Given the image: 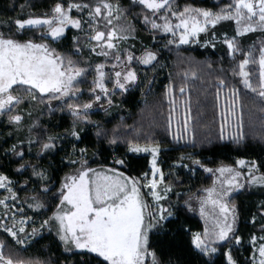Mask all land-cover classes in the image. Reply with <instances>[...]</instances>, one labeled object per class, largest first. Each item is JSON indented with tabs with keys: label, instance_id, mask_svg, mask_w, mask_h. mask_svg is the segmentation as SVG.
<instances>
[{
	"label": "snow or ice",
	"instance_id": "6c2138e0",
	"mask_svg": "<svg viewBox=\"0 0 264 264\" xmlns=\"http://www.w3.org/2000/svg\"><path fill=\"white\" fill-rule=\"evenodd\" d=\"M136 2L146 10L143 17L146 25H150L152 30L170 34L169 44L199 43L200 35L204 33L210 38L205 39L201 46L215 47L217 40L226 46V55L233 65L232 76L236 80L230 91L234 100L231 111L236 117V131L232 139L236 142L242 140L243 103L240 104L239 114L235 107V102L241 100V85L244 90L255 94L253 99L259 100L260 111L264 112V40L258 46L254 43L245 50L240 37L249 32L264 33V0H227L215 8L189 3L181 7L174 0ZM121 15L119 3L114 5L111 0H52L46 12L28 13L26 17L18 15L10 20L7 31H0V115H7L9 123L19 126L24 120L19 106L26 99L36 101L39 98L43 102L46 98L50 111L53 110L52 102L56 101L61 105L60 111L66 108L74 118L70 133L66 131L65 135L70 134L79 140L78 126L89 122V111L94 104L106 101L112 105L117 90L127 92L137 82L139 77L132 66L133 62L150 65L157 60V52L149 46L141 48L139 56L131 50L134 46H122L121 41L128 39L127 34L132 29L126 25H113V20L119 21ZM230 21L235 23L234 34L230 36L225 31L217 36L215 27ZM69 27L78 33L72 36L74 51L71 54L53 46L67 39L65 33ZM82 41H87V45ZM85 46L90 53L103 57L104 61L94 63L74 58L81 54ZM237 53L241 58H237ZM109 60L112 61L111 69L106 70ZM257 63L259 76L254 84L249 66ZM90 75L89 99L81 101L84 91L78 86L87 83ZM218 80V89L228 87L225 78L218 77ZM183 91L181 87L180 92ZM101 134L97 132L98 136ZM103 135L107 138L106 132ZM58 138L57 135H49L44 139H29L27 143L29 147L39 145L40 151L45 152L56 149ZM183 138V135L174 136V139ZM225 138L222 129L219 139ZM108 142L110 145L116 144L117 137L113 135ZM19 143L23 145L25 142L21 140ZM124 144L123 156L113 157L116 166L101 164L95 168L90 164L88 149H77L73 144L71 153L66 155L71 171L65 173L55 191L48 170L25 161L23 148L18 151L17 146L13 145L11 152L19 157L17 172L31 167L32 176L38 178L36 183L40 185L39 189L34 188L39 194L30 197L32 203L29 208L51 210V215L41 221L39 229L32 228V235L48 227L49 231L55 230L66 250L74 248L85 250V254L90 256L95 254L92 259L83 260L80 264H163L150 243V232L174 215L175 205L167 202L168 194L173 191V182L167 179L160 167L158 158L161 144H141L135 138L125 139ZM138 153H150V167L149 171L140 170L138 175H133L135 164L128 157ZM185 159L214 176L212 186L198 189L183 201L190 211H195L194 203H198L200 215L205 219L202 231L187 229L191 233V245L201 256L207 257L202 264H241L233 255V248L241 245L243 238L237 235L238 211L231 196L234 190L244 187L239 179L244 173L232 165L221 164L215 169L209 168L193 154H182L172 167L189 168L188 164L183 163ZM236 165L247 166L245 180L248 183L264 184V173L256 175L264 165L258 166L256 161L246 162L244 159H238ZM189 170L195 171L194 168ZM172 175L170 171L168 176ZM174 179H178V176ZM12 184L10 177L0 172V189L7 192L0 199V205L5 209L9 208V198L19 199L10 186ZM41 196L56 202L54 209ZM208 205H211V225L208 223ZM260 209L264 213V201ZM11 218L15 221V214ZM28 219L31 217L22 216L20 223L24 224ZM255 219L253 216V222ZM3 227L17 244L25 243L20 236L25 233L24 227L18 231L6 224ZM260 233V236H250L252 254L243 264H264V224L260 227ZM225 245L227 250H224ZM4 248L5 243L0 240V264H45L38 259H14L12 254L5 255ZM168 264H172V261L169 260Z\"/></svg>",
	"mask_w": 264,
	"mask_h": 264
},
{
	"label": "trees",
	"instance_id": "16d2710c",
	"mask_svg": "<svg viewBox=\"0 0 264 264\" xmlns=\"http://www.w3.org/2000/svg\"><path fill=\"white\" fill-rule=\"evenodd\" d=\"M111 2L119 3L122 9L120 23L132 29L130 34L134 42L141 48L149 46L157 52V60L148 71V79L145 83L131 87L127 92L117 90L112 98V105L103 101L101 106L92 108L89 111V122L78 126L81 137L79 140L70 134L65 135L66 131L70 133L74 118L66 108L60 111L61 105L56 101L52 102L53 110L50 111L46 98L43 102H40L39 98L36 101L26 99L25 103L19 106L21 114L24 115L23 123L19 126L9 123L7 115H0V172L14 181L15 191L18 192L24 211L36 220L39 229L41 221L51 215V210L29 208V204L32 203L30 197L39 194L34 188L39 189L40 185L36 183L38 178L32 176L31 167L17 172L19 157L11 152L13 145L17 146L18 151L23 148L25 161L39 164L48 170L55 191L59 188V182L65 173L71 171L66 155L71 153L73 144L77 149H88L90 164L95 168L101 164L116 166L113 164V157L123 156L125 139L135 138L141 144L159 142L160 167L167 179L173 182V191L168 194L167 202L175 207L172 217L162 222L161 227L152 229L150 243L163 264H168L169 260L172 264H202L207 257L201 256L191 245V233L187 229L191 228L193 232L202 231L205 219L196 210H188L183 201L198 189L209 187L212 174L204 171L199 165H192L189 159H185L183 163L195 171L178 166L173 168V162L178 161L182 154L185 156L193 154L194 158H198L209 168L219 167L221 164L235 166L238 159L256 161L258 166L264 165V112L260 111L259 100L253 99L255 94L244 90L241 85V100L237 101L236 110L239 114L240 104L243 103L241 131L244 138L239 142L234 141L225 121L231 114L223 103L224 94H230L236 83L231 72L232 61L226 55V46L221 41L215 43V47L211 45L204 47L201 44H169L170 34L152 30L150 25L144 23L146 10L136 0ZM174 2L181 7L189 3L215 8L227 0H174ZM51 3L52 0H0V31L6 32L7 23L18 15L26 17L28 13L46 12ZM234 29L235 23L231 21L222 22L215 27L217 36L225 31L231 36ZM76 34L77 30L69 27L65 33L67 39L53 46L71 54L74 51L72 36ZM206 37L201 36L202 39ZM261 40H264V33L260 31L249 32L240 37L245 50L254 43L258 46ZM82 43L87 45V41ZM236 55L237 58H241L239 53ZM74 58L91 60L94 63L104 61L103 57L90 53L86 46L81 54ZM111 64L112 61L109 60L106 70L111 69ZM251 67L255 84L259 71L258 63ZM218 77L225 78L228 87L218 89ZM91 79L90 75L87 77V83L78 86L84 91V95L80 97L81 101L89 99L88 88ZM181 87L184 88L182 94ZM171 93L185 97L184 101L191 116L188 127L179 124L183 129L178 132L170 125L172 101L173 97L175 98ZM222 129L226 137L224 140L219 139ZM98 131L102 133L99 136ZM104 132L107 133V138L103 135ZM49 135L59 137L56 140V149L41 152L39 145L29 147L27 143L29 139L35 140L38 137L44 139ZM113 135L117 137V143L110 145L108 141ZM180 135L184 138L174 139V136ZM21 140L25 142L23 145L19 143ZM128 158L135 164L136 171L132 172L133 175H138L140 170L149 171L148 154H130ZM170 171L173 172L172 176H168ZM260 171L264 173V167H260ZM175 176H178V179H174ZM41 199L54 209L56 202L43 196ZM231 201L237 205V235L243 238L242 244L233 248V255L243 264L252 254L250 236L261 235L260 227L264 224V213L260 209L261 202L264 201V184H248L234 193ZM253 216L256 218L255 222ZM0 240L5 243L3 249L5 255L12 254L14 259H38L45 264H80L81 261L92 259L95 255L90 256L85 254V250L74 248L66 250L56 236L55 230L49 231L48 227L33 235L31 241L24 246L17 244L15 238L0 226ZM224 250H227V245ZM219 255L218 253L217 256Z\"/></svg>",
	"mask_w": 264,
	"mask_h": 264
},
{
	"label": "rangeland",
	"instance_id": "374dc122",
	"mask_svg": "<svg viewBox=\"0 0 264 264\" xmlns=\"http://www.w3.org/2000/svg\"><path fill=\"white\" fill-rule=\"evenodd\" d=\"M114 5H115V3H114ZM74 11H73V14H74ZM120 20H121V17H120L119 21L113 20V25H116V26L121 25ZM127 35H128V39L126 41H121L122 46L124 48H129L130 46H134V47L131 48V50L133 52H135V54L137 56H139L141 54V52H140L141 46L138 45L136 42H134V38L132 37V34L128 33ZM202 35H205V34L201 33L200 42L199 43H189V44H192V45L201 44L202 45L203 41L205 39H209L210 38L209 36H207L205 39H202L201 38ZM219 41H221V40H217V41H215V43H217ZM179 45H185V44H179ZM155 62L156 61H153L152 64H150V65H143V64H139V63L133 62L132 66L136 68L137 74H138V77H139V79L137 80V82L133 86L138 85V84L140 85V83H145V81L148 79V75H149L148 71H149L150 67ZM258 67H259V65H258ZM106 69H107V67H106ZM249 70L252 72L251 65L249 66ZM258 76H259V71H258V74L256 76V79H258ZM109 87L111 88L110 85H109ZM171 94H172V96L174 95L175 98L173 97V101H172L173 111H172V113L170 115V117H171L170 118V125H172V127L175 129V131L178 132V130L180 131V129H183L182 126H180L179 124H185L184 126L188 127L187 125H188V123H189V121L191 119V116H190V111H189L188 105L184 101L185 97H183L182 95H175L173 93H171ZM223 99H224L223 103L225 105V108L229 111V114H231V116L227 117V120H225V121H226V125L228 126V130L231 133L230 135H232L236 131V126H235L236 117L232 115V111H231V109L233 107V103H234L233 96L227 93V94H224ZM101 102H103V101H101ZM101 102H98V103L94 104L93 108H95L96 106L97 107L101 106ZM235 107L236 108L238 107V102L237 101L235 102ZM138 154H143V153H138ZM146 154H148L150 156V160H151L150 153H146ZM244 160L246 162H250L251 161V160H248V159L247 160L244 159ZM149 164H150V162H149ZM234 167H237L240 171H242L244 173V176L240 177L239 179H240L241 183H244V187L248 186V184H250V183H248L245 180V177L248 174L247 166L246 165H244V166L235 165ZM215 168H217V167H213V169H215ZM260 174H262L261 171L256 173L257 176H259ZM216 175H219V174L217 173ZM213 179H214V176L212 174V182H213ZM212 182H211L210 186H212ZM10 186L15 191V183H14V181H13V184L10 185ZM241 189L242 188L234 190L233 193H232V196L234 195V193H236L238 190H241ZM17 194H18V192H17ZM6 195H7L6 190L5 189H0V199H2ZM149 199H150V197H149ZM7 203L9 205L8 209H5L3 205H0V226L4 230L3 225L6 224L7 226L12 227L16 231H18V229L20 227H24L25 228V233H21L20 236L25 239V243L23 245L26 246L31 241V238L33 236L32 235V228L33 227L37 228L36 220H34L31 217V219L26 220V222L24 224H21L20 221H21L22 216H25V217H30V216L27 215L26 212L24 211L20 200L19 199L12 200L11 198H9ZM194 207H195L196 211L200 214V212H199V204L198 203H194ZM207 210L209 211L208 223H209V225H211V222H212L211 205L207 206ZM5 213H7V215H5ZM13 214H15V221H13V219L11 218L13 216ZM257 236H260V235H257Z\"/></svg>",
	"mask_w": 264,
	"mask_h": 264
}]
</instances>
